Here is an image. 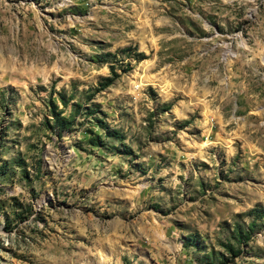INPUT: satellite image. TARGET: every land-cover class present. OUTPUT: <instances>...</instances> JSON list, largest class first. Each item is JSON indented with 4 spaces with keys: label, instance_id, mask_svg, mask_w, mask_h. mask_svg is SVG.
<instances>
[{
    "label": "rangeland",
    "instance_id": "obj_1",
    "mask_svg": "<svg viewBox=\"0 0 264 264\" xmlns=\"http://www.w3.org/2000/svg\"><path fill=\"white\" fill-rule=\"evenodd\" d=\"M0 264H264V0H0Z\"/></svg>",
    "mask_w": 264,
    "mask_h": 264
},
{
    "label": "trees",
    "instance_id": "obj_2",
    "mask_svg": "<svg viewBox=\"0 0 264 264\" xmlns=\"http://www.w3.org/2000/svg\"><path fill=\"white\" fill-rule=\"evenodd\" d=\"M112 80H113V77H111V76H106V77H105V81H104V85H108V84H110V83L112 82ZM56 121H57V122L60 121L61 123H62L63 121L68 122V120L65 119V118H63V117H59V120H58V117H57V120H56Z\"/></svg>",
    "mask_w": 264,
    "mask_h": 264
}]
</instances>
